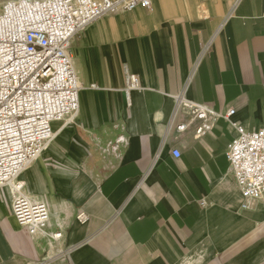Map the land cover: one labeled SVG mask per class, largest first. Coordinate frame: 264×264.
<instances>
[{"label":"crops","instance_id":"obj_1","mask_svg":"<svg viewBox=\"0 0 264 264\" xmlns=\"http://www.w3.org/2000/svg\"><path fill=\"white\" fill-rule=\"evenodd\" d=\"M153 4L74 37L80 114L56 123L54 142L21 175L51 219L31 235L0 189V264H264V203L246 201L231 173L233 127L220 118L199 136L201 123L182 112L176 124L187 129L169 128L197 62L189 100L234 109L249 131L264 125V0ZM130 75L140 88L127 97Z\"/></svg>","mask_w":264,"mask_h":264},{"label":"built area","instance_id":"obj_2","mask_svg":"<svg viewBox=\"0 0 264 264\" xmlns=\"http://www.w3.org/2000/svg\"><path fill=\"white\" fill-rule=\"evenodd\" d=\"M153 5V0H11L0 7V189H10L13 214L31 235L48 227L51 210L25 193L19 178L54 142L56 123L72 125L80 114L82 85L71 56L74 37L104 16L137 8L151 11ZM197 67L198 62L175 96L169 128L187 129V124H176L182 112L201 123L199 136L217 119L228 121L236 132L226 152L231 173L246 201L264 203V125L249 131L231 120L234 109L223 115L189 100ZM139 88V77L130 75L126 96ZM173 155L180 157L177 150ZM77 220L85 224L88 217L79 212ZM51 237L58 241L62 232Z\"/></svg>","mask_w":264,"mask_h":264},{"label":"rangeland","instance_id":"obj_3","mask_svg":"<svg viewBox=\"0 0 264 264\" xmlns=\"http://www.w3.org/2000/svg\"><path fill=\"white\" fill-rule=\"evenodd\" d=\"M8 1H11V0H0V4H1V6H2L4 3L8 2Z\"/></svg>","mask_w":264,"mask_h":264},{"label":"bare ground","instance_id":"obj_4","mask_svg":"<svg viewBox=\"0 0 264 264\" xmlns=\"http://www.w3.org/2000/svg\"><path fill=\"white\" fill-rule=\"evenodd\" d=\"M0 7H1V4H0ZM21 176V175H20ZM19 180H21L22 181V176L19 178ZM27 193V192H26ZM28 194V193H27ZM29 195V194H28ZM30 196V195H29Z\"/></svg>","mask_w":264,"mask_h":264}]
</instances>
